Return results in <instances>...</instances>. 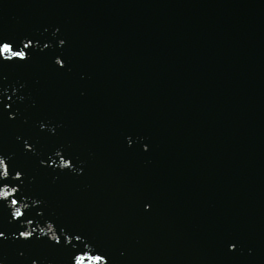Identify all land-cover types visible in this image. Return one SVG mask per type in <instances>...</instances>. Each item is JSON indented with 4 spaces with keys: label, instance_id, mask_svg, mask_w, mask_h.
<instances>
[{
    "label": "water",
    "instance_id": "95a60500",
    "mask_svg": "<svg viewBox=\"0 0 264 264\" xmlns=\"http://www.w3.org/2000/svg\"><path fill=\"white\" fill-rule=\"evenodd\" d=\"M0 162L63 264H264V0H0Z\"/></svg>",
    "mask_w": 264,
    "mask_h": 264
},
{
    "label": "snow or ice",
    "instance_id": "6c2138e0",
    "mask_svg": "<svg viewBox=\"0 0 264 264\" xmlns=\"http://www.w3.org/2000/svg\"><path fill=\"white\" fill-rule=\"evenodd\" d=\"M25 48L28 47L27 44L24 45ZM3 51L7 52V51H10V44L9 43H5L4 46H3ZM17 55H20L21 57L23 56V53H17ZM2 163V162H0ZM13 203H15V201H13ZM16 215L19 216L20 213L19 211L16 212ZM21 235H24L23 233H21Z\"/></svg>",
    "mask_w": 264,
    "mask_h": 264
}]
</instances>
